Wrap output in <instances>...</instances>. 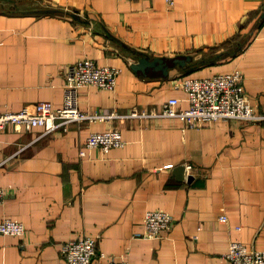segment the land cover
Segmentation results:
<instances>
[{
  "label": "crops",
  "instance_id": "crops-1",
  "mask_svg": "<svg viewBox=\"0 0 264 264\" xmlns=\"http://www.w3.org/2000/svg\"><path fill=\"white\" fill-rule=\"evenodd\" d=\"M46 9L63 13L38 12ZM263 14L264 0H176L172 7L166 0H0V112L43 101L62 107L66 74L79 59L120 72L115 91L85 87L78 95L83 112L116 117L0 132V220L26 227L23 238L0 236V264H67L62 244L84 236L130 264H230L232 241L264 250V121L185 128L176 118L129 116L160 110L173 97L185 109L182 79L235 69L264 113ZM239 34L223 57L228 50H210ZM144 55L206 62L146 77L132 69ZM112 129L124 147H86L91 133ZM152 210L170 212L174 224L161 239L138 238Z\"/></svg>",
  "mask_w": 264,
  "mask_h": 264
},
{
  "label": "built area",
  "instance_id": "built-area-1",
  "mask_svg": "<svg viewBox=\"0 0 264 264\" xmlns=\"http://www.w3.org/2000/svg\"><path fill=\"white\" fill-rule=\"evenodd\" d=\"M166 2L172 7L176 0ZM119 73L117 68L100 66L93 59H79L72 64L66 74V101L62 107L43 101L26 106L20 111L0 112V132L8 127L25 130L44 128L51 132L67 129L72 124L87 120L95 122L112 119L116 117L115 113L83 112L78 105V95L80 89L85 87L115 91ZM244 83L245 74L240 69L210 77L184 78L181 80V87L187 94L189 104L187 108L180 109V100L173 97L164 102L160 110L147 113L135 109L129 116L176 118L185 128H202L216 121H264V113L259 112L252 104ZM125 144L122 133L116 129L93 132L85 142L87 148H98L105 152L113 148H122ZM187 168L191 169L192 166L188 165ZM5 196V190L0 188V204ZM174 221V216L170 212L148 211L142 232L138 233L137 237L145 240L161 239L165 232L171 230ZM221 221L227 222L228 215L223 214ZM25 232L26 227L22 222L8 218L0 220V236L23 238ZM98 245L97 237L69 239L62 244L61 255L67 264H92L95 260L106 264H130L126 259L118 260L104 253L99 250ZM226 259L230 264H264V250L251 249L244 242L232 241Z\"/></svg>",
  "mask_w": 264,
  "mask_h": 264
},
{
  "label": "water",
  "instance_id": "water-1",
  "mask_svg": "<svg viewBox=\"0 0 264 264\" xmlns=\"http://www.w3.org/2000/svg\"><path fill=\"white\" fill-rule=\"evenodd\" d=\"M39 13H63L62 10L59 9H46L39 10ZM72 16L76 19L80 17L77 14H72ZM264 18V14L262 16ZM193 56L191 55H178L175 57H155L151 58L150 56L144 55L139 61L132 65V69L138 73L139 75L146 77H163L166 78L170 74V70L176 67H181L184 69L191 70L197 65L203 64L206 61L200 60L196 62V66H193ZM185 166H179L175 172L179 175L180 179H185ZM193 180L192 176H188V181L191 182Z\"/></svg>",
  "mask_w": 264,
  "mask_h": 264
},
{
  "label": "trees",
  "instance_id": "trees-1",
  "mask_svg": "<svg viewBox=\"0 0 264 264\" xmlns=\"http://www.w3.org/2000/svg\"><path fill=\"white\" fill-rule=\"evenodd\" d=\"M263 21H264V19H263ZM239 37H240V34L237 35V36H235V38H233L232 40L227 41L225 44H223V45H221V46H217V47L210 48V50H211L212 52H217V51H219V50H221V49H225V51H227V50L229 49V47L233 44V41L239 39ZM236 50H237V48L234 46V49L232 50V52H235ZM229 52H230V50H228L227 52H224L223 55H221V56H219V57H223L225 54H227V53H229ZM233 54H234V53H233ZM233 54H232V55H233ZM215 60H217V59H215ZM219 60H220V58H219ZM193 66H196V65L194 64ZM202 66H203V65H202Z\"/></svg>",
  "mask_w": 264,
  "mask_h": 264
},
{
  "label": "rangeland",
  "instance_id": "rangeland-1",
  "mask_svg": "<svg viewBox=\"0 0 264 264\" xmlns=\"http://www.w3.org/2000/svg\"><path fill=\"white\" fill-rule=\"evenodd\" d=\"M18 1H21V0H18ZM26 2H32V0H25ZM12 7V5H9ZM8 8V7H7Z\"/></svg>",
  "mask_w": 264,
  "mask_h": 264
}]
</instances>
